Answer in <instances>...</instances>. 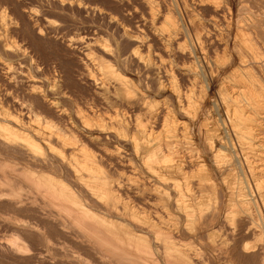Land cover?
<instances>
[{
  "label": "bare ground",
  "instance_id": "1",
  "mask_svg": "<svg viewBox=\"0 0 264 264\" xmlns=\"http://www.w3.org/2000/svg\"><path fill=\"white\" fill-rule=\"evenodd\" d=\"M119 2L86 10L109 35L22 11L78 59L89 98L0 14V148L24 161L0 177L41 198L10 188L9 207L55 210L40 224L118 264H264V0Z\"/></svg>",
  "mask_w": 264,
  "mask_h": 264
},
{
  "label": "rangeland",
  "instance_id": "2",
  "mask_svg": "<svg viewBox=\"0 0 264 264\" xmlns=\"http://www.w3.org/2000/svg\"><path fill=\"white\" fill-rule=\"evenodd\" d=\"M121 4L119 0H0V14L6 12L10 16H14H12L13 20H17L19 23V29L16 30L17 33L15 31L14 38L18 42L25 43L40 59L43 66H47L46 68L51 71L53 69L58 71L59 69L62 74L67 75L66 85L69 89L74 93H78L79 95H76L79 97L89 98L92 90L80 79L77 68L78 59L71 55L67 48H64L65 46L62 42L60 43V40L56 42V39L51 37H37V35L30 32V23L23 18L22 11L27 7L32 8L36 10V13H39L38 15L52 19L58 24L62 23V32L67 36L75 34L82 28L99 29L98 27L105 34H111L113 30L106 24L101 15L98 16L97 12L95 14V12H87L86 10L95 8L103 13L126 15V12H124L126 7ZM5 163L14 169H18L23 166L24 161L17 153L0 148V171L5 169ZM10 188L22 193L23 204H38L41 201V198H37L34 193L26 192L25 187L21 184L7 183L0 177V240L8 243L15 251L12 253L4 246H0V264H118L109 257L100 256L99 253L88 249L87 246L81 243L79 238L75 237L72 229L62 226L57 227L52 224H40L46 217H56L57 213L53 214V211L56 212L55 210L46 208L33 212L9 207ZM36 198L37 200H35ZM59 231L60 234H58ZM203 240L204 238L196 241L183 239L178 243V246L187 244L186 246L191 245L196 249ZM225 256L226 254L221 256V261L224 264H236L232 258ZM160 258H158V262L163 264L162 259L159 261Z\"/></svg>",
  "mask_w": 264,
  "mask_h": 264
}]
</instances>
